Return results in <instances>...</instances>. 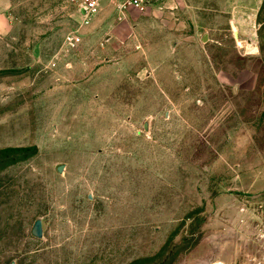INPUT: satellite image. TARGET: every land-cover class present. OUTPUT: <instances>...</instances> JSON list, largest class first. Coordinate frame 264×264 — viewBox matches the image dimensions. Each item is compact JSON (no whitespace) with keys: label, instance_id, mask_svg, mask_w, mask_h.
<instances>
[{"label":"rangeland","instance_id":"rangeland-1","mask_svg":"<svg viewBox=\"0 0 264 264\" xmlns=\"http://www.w3.org/2000/svg\"><path fill=\"white\" fill-rule=\"evenodd\" d=\"M262 224L264 0H0V264H244Z\"/></svg>","mask_w":264,"mask_h":264},{"label":"built area","instance_id":"built-area-1","mask_svg":"<svg viewBox=\"0 0 264 264\" xmlns=\"http://www.w3.org/2000/svg\"><path fill=\"white\" fill-rule=\"evenodd\" d=\"M78 7L83 18L86 20L95 16L103 2V0H72ZM157 0H112V4L119 10L132 9L143 12L147 10L153 2ZM71 42H78L79 38L72 36L68 37ZM260 235L257 242H254V248L250 250L246 256L244 264H264V224L259 227ZM214 264H225L216 262Z\"/></svg>","mask_w":264,"mask_h":264},{"label":"water","instance_id":"water-1","mask_svg":"<svg viewBox=\"0 0 264 264\" xmlns=\"http://www.w3.org/2000/svg\"><path fill=\"white\" fill-rule=\"evenodd\" d=\"M63 172V168L59 167L58 168V173L62 174ZM31 234L35 237V238H39L41 239L43 237V227H42V221L41 219L36 220V222L33 225V228L31 230Z\"/></svg>","mask_w":264,"mask_h":264}]
</instances>
